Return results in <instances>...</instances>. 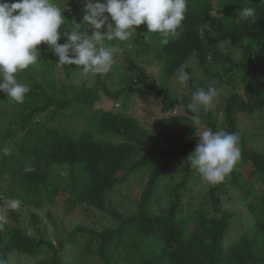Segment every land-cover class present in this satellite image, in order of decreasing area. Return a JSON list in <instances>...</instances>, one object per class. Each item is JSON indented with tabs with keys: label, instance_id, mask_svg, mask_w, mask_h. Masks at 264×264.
<instances>
[{
	"label": "trees",
	"instance_id": "obj_1",
	"mask_svg": "<svg viewBox=\"0 0 264 264\" xmlns=\"http://www.w3.org/2000/svg\"><path fill=\"white\" fill-rule=\"evenodd\" d=\"M81 1L83 5L84 0ZM76 2L70 0L62 14L66 21L60 31H70L72 21L82 22L84 11ZM245 7L256 12L248 20H240L239 12ZM89 31L91 35L92 30ZM101 31L105 32L106 28ZM147 31L146 25H140L129 38L138 47L137 56L141 60L136 64V81L124 75L127 81L118 92L111 93L104 86L111 69L108 74H95L94 84L58 80V57L46 44H41L38 46L41 71L50 81L38 89L31 88L23 103L14 101L0 107V124L4 120L8 124V127L0 125L4 129L0 133V214L2 199L21 202L17 209L10 208L7 216L15 225L2 221L0 259L6 264H77L64 256L67 247L81 238H88L83 255H96L100 264H264V146L251 143L256 140L252 136H264V130L252 126V136H245L247 131L242 133L238 124L241 114L261 118L264 112V4L261 0H187L182 26L177 36L168 38L167 45L160 42L159 34L153 33L147 36L155 38L157 43L148 44L143 39ZM129 39L127 44L117 42L128 46ZM65 42L64 36L58 41ZM221 45L233 49L226 52ZM234 49L239 50V59L233 56ZM149 55L161 62L160 68L168 76H174L178 67L185 68L196 59L213 86L222 87L227 95L222 104L223 120L209 110L201 114L202 124L213 131H234L239 136L240 160L223 182L209 184L201 206L188 213L181 204L182 192L187 190L193 171L189 162L185 179L167 187L174 199H169L167 213L153 212L151 202L157 195L162 175L178 157L188 158L198 141V137H191L196 131L192 125L175 131L176 127L191 122L186 109L189 99L173 98L164 89L156 92L162 97L165 113L184 107L186 115L157 120L154 135L135 116L111 108H95L101 101V90L115 102L123 100L124 109H129L135 94H150L152 89L144 63ZM61 67L64 69L59 74L67 78L77 70L75 65ZM17 80L30 86L37 78L30 74L23 81ZM240 88L244 96L238 92ZM5 102L6 96L0 93V104ZM75 105L77 109L91 110L89 123L101 138L92 130L76 137L54 125ZM107 135L118 137L121 142L115 144L103 139ZM11 138L15 139V149L9 143ZM5 147L12 149L9 154L3 153ZM239 162L251 164V173L239 169ZM29 163L34 172L24 171ZM64 172L66 182L61 185ZM138 172L147 173L146 189L139 196L137 212L128 215L115 198L122 195V187ZM236 188L243 193L239 194ZM66 192L67 198L60 200V204L67 210L77 208L90 219L100 217L101 229L77 225L55 241L49 237L51 231L41 228L42 218L37 210L54 204ZM187 208L191 209L192 204ZM242 213L247 219L244 222ZM47 215L55 218L50 211ZM236 226H240L241 232L232 235ZM43 254H50V261L34 262Z\"/></svg>",
	"mask_w": 264,
	"mask_h": 264
},
{
	"label": "clouds",
	"instance_id": "obj_2",
	"mask_svg": "<svg viewBox=\"0 0 264 264\" xmlns=\"http://www.w3.org/2000/svg\"><path fill=\"white\" fill-rule=\"evenodd\" d=\"M186 10L187 0H84L82 22L72 21L70 31H60L66 19L53 0H0V92L17 103L24 102L30 88L18 82L17 74L40 60L41 44L58 57L60 66L75 65L77 71L85 74L107 73L118 49L105 45V40L126 41L137 27L146 24L145 39L149 33L159 34L160 42L167 45L168 38L182 26ZM255 12L256 9L245 7L239 12V19L248 20ZM105 28L106 32H102ZM62 36L66 42L60 44ZM175 78L180 92L190 97L186 109L198 137L187 161L204 182L219 184L241 158L239 136L234 131H213L202 124L201 114H207L214 105L218 88L211 83L201 87L195 82L196 90L191 91L189 82L193 77L183 65L176 69ZM2 151L9 154L11 150L5 147ZM24 171L34 172L35 168L29 163ZM20 203L12 199L8 207L14 210ZM2 221L0 217V230L4 227ZM0 264L6 261L0 259Z\"/></svg>",
	"mask_w": 264,
	"mask_h": 264
},
{
	"label": "rangeland",
	"instance_id": "obj_3",
	"mask_svg": "<svg viewBox=\"0 0 264 264\" xmlns=\"http://www.w3.org/2000/svg\"><path fill=\"white\" fill-rule=\"evenodd\" d=\"M7 2L11 3L14 1H9ZM83 2L81 0H77V6L78 8H84V4L80 5V3ZM53 3L57 4L63 11L65 12L66 8H68V5L70 3V0H53ZM217 4V2H214ZM62 13V14H63ZM111 22V21H109ZM146 24H142L144 26ZM107 30V29H106ZM106 32V31H105ZM88 34H90V31L88 30ZM178 31L175 33L177 36ZM146 40L148 44H156L157 41L155 38L148 37L147 39L143 38ZM114 41V40H113ZM113 41H111L110 45L116 47L118 51L114 54V62L111 65L110 73H102V74H108V76L104 80V86L106 87V90H108L111 93H116L119 90H121L125 83L126 79L124 78V75L129 76V79H134L136 81L137 79V74H136V64L141 60L137 56V46L131 42V39H129L130 44L128 46L119 44L116 41L115 44H113ZM128 43V40H126L125 44ZM109 45V44H105ZM160 49V47H158ZM221 49H223L226 52L231 51L230 47L221 45ZM41 50H44L41 48ZM44 52V51H43ZM233 56L237 59L240 58V53L239 50L234 49L232 52ZM42 57V56H41ZM145 63V68H146V73L149 76L148 83L152 89V92L150 94H135L131 100L130 107L129 109H124L123 107V100H119L117 102L113 101L112 99L108 98L104 94V91H100L101 95V101L96 103L95 108L98 109H113L120 111L122 113H126L128 115L135 116L136 118L140 119L143 122V126H145L147 129H149V132H151L152 135H154V130H155V122L161 118H164L169 115H186V110L184 107H176L174 110L171 112L165 113L162 110V97L156 95V92L159 91L160 89L168 90L170 91V95L173 98L176 97H185L190 99L189 95L187 93H182L179 90V87L176 82L175 75L174 76H168L166 72L163 71V69L160 68L161 62L158 61V59L153 58L152 55L148 56ZM145 58V57H144ZM41 59L34 65L30 66L28 69L19 72L17 74V79L23 81L24 79L27 78L28 75H32L33 77L37 78V81H34V83L30 86H28L30 89L31 88H39V86L42 83L49 82L50 79L46 78L44 73L41 71V65H40ZM82 68V66H81ZM185 68L187 69H192L193 72H189L191 76L193 77L192 80L189 82V88L191 91H195L196 89L193 87V84L196 82L199 86L201 87H207L210 83L213 84L212 79H210L201 69L200 65L198 64V61L196 59H193L192 61H189L186 65ZM64 67L57 66V79L58 80H72L76 84H81L83 81L86 82H91L94 84L96 82V79L94 77L95 74L92 73H83L82 71H77L75 70L72 75H70V78H67L65 74L60 75L59 73L62 72ZM55 74V75H56ZM91 75V76H90ZM98 75V74H96ZM94 76V77H93ZM27 85V83H25ZM219 89V95L216 98L214 105L210 109L212 113L219 114L220 119L223 120V102L225 101L227 95L226 93L222 90V87H217ZM242 88L238 90L239 93H241L242 96ZM262 90L264 91V85ZM1 94L5 95V93L0 92ZM10 103H15L11 98L6 96V102L1 103L0 107L4 108L5 104H10ZM4 104V105H3ZM3 105V106H1ZM11 106V105H10ZM8 110H12V107H8ZM127 111V112H125ZM91 114V110L88 108L84 109H77V106H73L69 109H67L64 112V118L61 120L59 119L57 123H54L57 127L67 130L68 132L72 133L74 136L79 137L81 134L86 131V130H92L93 133L97 138H101L98 133H96V128L94 125H90L89 123V116ZM221 120V121H222ZM238 124H239V130L242 131V133H245L248 136H252V130L253 127L257 126L260 127L258 128L260 131H263L264 127V112L262 113V117L259 118L257 115L256 116H250L246 114H241L238 116ZM1 126L8 127L7 122L4 120L0 124ZM191 125V122L188 124H185L184 126H178L176 127L175 131H178L180 129L186 130V127ZM208 127L207 125H204ZM253 126V127H252ZM4 129L0 127V133ZM249 133V134H247ZM21 132H19V138L21 136ZM258 135V134H255ZM109 136V137H108ZM191 137H197L196 136V131L193 133ZM256 140H253L251 143H254L258 146H264V136L258 135V136H252ZM109 139L113 141L115 144L121 142V139L115 136L107 135L103 137V139ZM18 139V138H17ZM247 140H250L248 138ZM15 139L11 138L9 143L13 144V148L15 149V143L13 142ZM12 150V149H10ZM2 154V153H1ZM0 154V155H1ZM187 158L186 157H178L169 167L168 171L162 175V177L159 180L158 183V192L157 195H155L154 200L151 202L152 203V210L153 212H157L159 214L165 215L168 210V202L169 199H174L171 196V193H169V187L171 184H178L180 181L185 179L184 175L186 172V169L188 165L186 164ZM190 163V162H189ZM239 169L245 168V173L250 174L253 166L251 164H246L244 165L242 162L238 163ZM64 178L61 180V185L66 182V172L62 174ZM188 180V186L187 190L182 192L183 195V201H182V206L185 208V212H191L194 210V208H197V206H201L202 202L206 198V194L208 191L209 184L204 182L197 172L196 169H193V171L190 173ZM148 176L147 173H134L130 179L128 180V183H126L122 187V195L117 196L115 198L116 202L119 204L120 209L128 214H134L137 212V202L139 200V196L142 193L144 189H146V184H147ZM236 191L241 194L243 193L241 189L236 188ZM68 192L65 194L61 195L59 199L54 200V204H46V206L42 209L37 210V213L41 216L42 218V225L41 228L46 227L51 233H49V237L55 241L58 238H61L62 236L68 234L71 230H73L77 225H89L91 227H95L97 229L100 228V224H98L99 221H101L100 217H93L92 219L87 218L85 214L77 210L75 208L74 210H67L66 207L63 204H60V200L66 199V195ZM10 200L6 201L5 199H2V214H0V217H3V222L6 224H11L12 226L15 225V223H11V220L7 218V216H10L9 213V207H8V202ZM236 201V200H235ZM192 208L188 210L187 205H191ZM225 204H227V201H225ZM181 208V206H180ZM209 210H212L208 207ZM4 210V213H3ZM50 211L52 215H54V219L49 217L47 215V212ZM245 213V212H244ZM242 213L241 220L243 218V222L246 221L247 219L245 218V214ZM244 214V217H243ZM56 217H59L60 219L57 220ZM240 226H236V228L232 230V235H236L240 233ZM229 237L227 236L226 239ZM88 238H81L78 243L74 245H70V247H67V253L65 254V259L67 261L75 262L77 264H100L99 259L96 255H83V250H85V244L87 243ZM14 258V257H13ZM44 259H48L50 261V254H43L37 256L34 262L42 261ZM15 260V258H14ZM11 264H15L12 263ZM27 264H33V263H27Z\"/></svg>",
	"mask_w": 264,
	"mask_h": 264
}]
</instances>
